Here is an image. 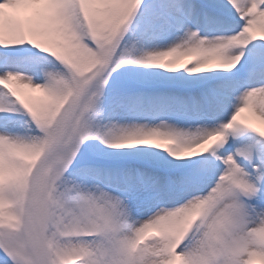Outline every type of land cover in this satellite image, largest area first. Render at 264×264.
Wrapping results in <instances>:
<instances>
[{"label": "snow or ice", "instance_id": "6c2138e0", "mask_svg": "<svg viewBox=\"0 0 264 264\" xmlns=\"http://www.w3.org/2000/svg\"><path fill=\"white\" fill-rule=\"evenodd\" d=\"M264 0H0V264H264Z\"/></svg>", "mask_w": 264, "mask_h": 264}]
</instances>
